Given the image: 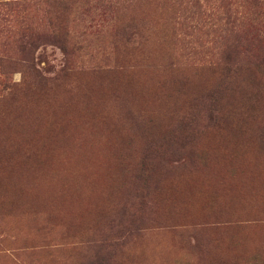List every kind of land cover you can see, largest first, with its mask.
Returning <instances> with one entry per match:
<instances>
[{
	"label": "rangeland",
	"instance_id": "rangeland-1",
	"mask_svg": "<svg viewBox=\"0 0 264 264\" xmlns=\"http://www.w3.org/2000/svg\"><path fill=\"white\" fill-rule=\"evenodd\" d=\"M0 264H264V0H0Z\"/></svg>",
	"mask_w": 264,
	"mask_h": 264
}]
</instances>
